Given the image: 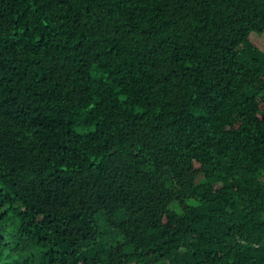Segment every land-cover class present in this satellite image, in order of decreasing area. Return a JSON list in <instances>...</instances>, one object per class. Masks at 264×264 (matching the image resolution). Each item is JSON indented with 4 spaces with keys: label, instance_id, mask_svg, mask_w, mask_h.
<instances>
[{
    "label": "trees",
    "instance_id": "trees-1",
    "mask_svg": "<svg viewBox=\"0 0 264 264\" xmlns=\"http://www.w3.org/2000/svg\"><path fill=\"white\" fill-rule=\"evenodd\" d=\"M264 0H0V264H264Z\"/></svg>",
    "mask_w": 264,
    "mask_h": 264
},
{
    "label": "rangeland",
    "instance_id": "rangeland-1",
    "mask_svg": "<svg viewBox=\"0 0 264 264\" xmlns=\"http://www.w3.org/2000/svg\"><path fill=\"white\" fill-rule=\"evenodd\" d=\"M252 43L257 45L260 49L264 50V34L263 35H256L253 34L250 37Z\"/></svg>",
    "mask_w": 264,
    "mask_h": 264
}]
</instances>
